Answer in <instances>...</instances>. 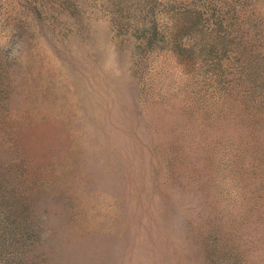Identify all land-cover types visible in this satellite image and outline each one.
I'll use <instances>...</instances> for the list:
<instances>
[{
	"label": "rangeland",
	"instance_id": "rangeland-1",
	"mask_svg": "<svg viewBox=\"0 0 264 264\" xmlns=\"http://www.w3.org/2000/svg\"><path fill=\"white\" fill-rule=\"evenodd\" d=\"M0 264H264V0H0Z\"/></svg>",
	"mask_w": 264,
	"mask_h": 264
}]
</instances>
